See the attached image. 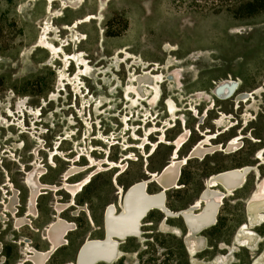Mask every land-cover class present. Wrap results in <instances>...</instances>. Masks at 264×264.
Returning <instances> with one entry per match:
<instances>
[{"label":"rangeland","instance_id":"374dc122","mask_svg":"<svg viewBox=\"0 0 264 264\" xmlns=\"http://www.w3.org/2000/svg\"><path fill=\"white\" fill-rule=\"evenodd\" d=\"M205 4V0H0V217L13 186L17 215L27 214L26 179L37 161L44 172L42 184L61 187L63 176L74 167L79 174L68 184H83L75 199L77 208L62 215L76 229L46 264H74L81 244L103 239V213L115 203L117 186L125 189L146 181L168 162L172 147L163 144L153 151L163 133L168 141L185 128L192 133L179 152L181 158L203 139L202 134L215 137L227 132L210 140L212 145H224L239 135L258 140L243 139L237 146L241 151L231 156L218 152L204 162L190 160L181 169V190L178 186L166 192L172 212L195 202L211 175L256 164L254 155L264 147V7L215 14L199 8ZM43 43L52 52L40 47ZM148 75L156 76L149 83L168 81L157 86L163 94L158 106V100L150 105L127 98L139 89L137 80ZM225 79L249 95L250 101L240 109L232 102L211 103L213 91ZM151 87L156 89L155 84ZM168 104L176 106L175 120L167 115ZM153 128L157 131L147 137L143 151L145 134ZM254 184L252 174L244 189L226 194L217 225L213 227L216 219L203 235L208 249L201 237L204 232L193 238L199 250H192V238L186 236L192 264H264V221L255 227L244 212ZM149 191L155 194L158 189L151 185ZM39 197L38 215L28 227L14 230L10 216L6 224L0 221V264H29L27 242L39 252L49 249L45 237L54 221V207L68 203L70 196L44 190ZM78 207L83 210L75 215ZM157 214L147 219L153 226L144 228L146 243L143 228L141 242H121V251L129 258L116 264H189L181 239L157 232L161 220ZM169 225L177 231L173 235H180L177 228L185 232L180 221ZM246 225L257 244L254 250L260 239L263 242L256 252L245 251L238 241ZM262 226L255 232L259 239L251 230ZM219 245L227 250H218Z\"/></svg>","mask_w":264,"mask_h":264},{"label":"bare ground","instance_id":"6f19581e","mask_svg":"<svg viewBox=\"0 0 264 264\" xmlns=\"http://www.w3.org/2000/svg\"><path fill=\"white\" fill-rule=\"evenodd\" d=\"M55 1L57 0H54V2ZM50 2L53 3V1ZM79 7L80 6H78V8ZM66 8L72 10L78 9L71 8L70 6ZM44 35L47 36L48 34ZM42 37L44 36L42 35ZM40 47L46 49L48 52H52V48L49 47L47 44L43 43ZM55 49L57 48L55 47ZM69 60L70 59L67 60L66 64ZM153 77L156 76L148 75L146 78L137 80L139 89L137 91L129 92L127 94V98L131 99L136 97L138 103L144 102L146 104L149 103L150 105H153L154 102L158 100V103L156 105L158 106L162 100L163 94L160 90L157 89V86L160 85L161 88L168 81H165V79L163 78V80L160 82L156 81L154 83L153 81H150L149 83L148 81ZM150 84L151 86L155 84L156 89H153ZM149 86L152 88L151 92H149ZM238 86L239 85H237L236 82H234L232 79L223 80V82L216 86V89L214 88L215 90L212 93L211 103L214 106H216V101L227 103L232 102L237 106L247 104L250 101V97L247 93H240ZM81 94L83 93L81 92ZM82 100L85 102L86 98L83 97ZM204 101L205 100H202V102ZM208 103L210 104V102ZM165 106L167 115L170 116L172 120H175L176 106L175 108H172L170 104ZM13 117H15V115H13ZM156 131L157 129L154 128L150 129L148 132L146 131L147 133L145 134V139L141 144V149H143V151L146 149L147 143L149 142V138L147 137L153 136ZM191 136L192 133L185 128L184 131L172 141H168L164 133L159 137L158 142L156 144H153V151H156L159 146L163 144L173 146V148L175 149L173 157L169 160V163L166 164L161 174L158 175L156 173H152V175L150 174L151 176L149 177V179L153 178L152 180L148 179L149 181L146 180L133 184L128 188L126 195L123 193V190L117 186L121 194V211L116 212V206L113 204L109 205L104 210L106 236L102 240L86 241L80 250L77 264H116L123 258H129V255L121 251V242H128L130 240H136L138 242H141L143 240L142 228L144 227V223L149 217V215L154 212L163 214L167 220L178 218L180 213L189 227V235L192 238V250H199L201 248L199 244L196 243L198 241L194 239L197 235H200L206 230H208L210 226H212L213 222L216 221V218L218 217L226 199V194H230L234 191L242 189L245 185L247 176L255 172L258 177V172L254 167H244L242 169H232L211 176L207 180V186L205 190L201 193V200L199 202L193 204L190 207L189 211H180L176 213L172 212L167 207V197L164 194V191L168 192L179 186V181L181 178V169L186 166L187 160H203L206 157L218 152H222L226 155L234 154L240 149L237 146L241 144L240 140H242V137L240 136L230 142L228 141L229 143L225 146L211 145L210 140H213L214 137L212 138L210 136H205L204 139H202L193 146L189 153L188 159H180L178 157L179 152L188 144L189 140L191 139ZM253 141L258 142V140ZM58 150L59 149H57L56 151ZM38 151H40V149ZM41 152L42 151H40V153ZM55 155L56 154L52 155V158H54ZM36 156L39 158L40 154L37 153ZM256 159L260 163V165L264 164V149L260 150L257 153ZM90 161V167L96 166L95 161L92 160L91 156ZM37 165L38 161L34 164L33 171L27 174L28 176L26 179V185L29 190V200H27L28 209H26L27 214L24 217H18L17 214L19 204H15L14 202L16 200L17 193L14 190L15 186H11L13 188L11 189L13 191V196L10 197L9 204H6V202L4 203L6 205L3 208L4 210H2L1 212L2 214L0 217V221H4L3 223L6 224L8 222V216L13 217V229L21 230L22 228L31 225L32 220L37 217L36 215H38V211L36 209V201L38 198H40L39 196L41 195L42 191L54 190L56 192H68L70 196L68 203L62 205L56 204L54 207V221L48 228L45 237L46 242L49 244V249L44 252H39L35 248L31 247L30 243L27 242V263L46 264L56 252L65 247L67 243V237L76 229V224L74 225L73 223L67 222V220L65 221L62 218V215L70 211L72 208H77L75 199L77 194L83 188V184H68V181L72 179L74 175L79 174L77 167H74L69 172H67L65 176H63L64 178L62 177L64 179V183H61V187L44 185L41 183L40 180L42 178V175L44 174L43 169L40 168V165L39 167H37ZM98 167L99 170H102L101 165H98ZM92 168L94 169L96 167ZM112 168H114V166ZM150 182H156L158 186L162 187L163 192L149 194L147 191V185ZM215 188H220V190H215ZM19 198L17 197V200H19ZM200 204H204V206H202L201 208ZM199 209L200 213L195 214V212ZM82 210V207H78V210L76 211L75 215L82 212ZM245 213L247 219L255 227L259 226L260 222L264 221V178L258 180L257 188L252 198H250L246 204ZM242 229L245 232H242L238 236V240L243 243L244 246L246 245L248 247V245H250L249 249L254 250V248L257 246V244L255 243L254 236L250 232H248L247 225L244 226ZM173 231L176 230L166 225L165 221L161 223V233L171 234ZM187 244L190 245V241H187ZM208 264L219 263L213 262Z\"/></svg>","mask_w":264,"mask_h":264},{"label":"flooded vegetation","instance_id":"af4514ba","mask_svg":"<svg viewBox=\"0 0 264 264\" xmlns=\"http://www.w3.org/2000/svg\"><path fill=\"white\" fill-rule=\"evenodd\" d=\"M237 85H238V84H237ZM239 87H240V86H238V89L240 90V93H242V92H241V87H240V88H239ZM234 93H235V92H234ZM232 104H233V103H232ZM235 106H236V105H235ZM240 108H241V106L238 107V108H236V109H240ZM233 128H234V126H233ZM233 128H231V129H233ZM225 129H226V128H225ZM229 131H230V130H229ZM229 131H228V132H229ZM222 132H224V133H222ZM222 132H219V133L217 134V136H215L214 138H213L212 136H210V137H212L213 140H214V139H217L218 137L222 136L223 134H226V133H227V132H225L224 130H223ZM179 135H180V134H179ZM240 136L242 137V140H243V139H246V140L253 141L252 136H251V137H247V136L239 135L238 137H240ZM202 137H203V139H204L205 136H203V134H202ZM238 137H233L232 139H230V141H232L233 139L238 138ZM173 140H174V139H173ZM242 140H240V142H242ZM211 141H212V140H211ZM230 141H229V142H230ZM229 142H228V143H229ZM228 143H226V144H228ZM210 144H211V142H210ZM226 144H224V145L218 144V145L225 146ZM164 145H165V144H164ZM211 145H212V144H211ZM166 146H167V145H166ZM168 147H172V151H171L170 158H169V160H170V159L172 158V157H171V156H172V152L175 151V149L173 148V146H168ZM192 148H193V147H191V148L189 149L187 156L184 157V158H187V159L189 158V153H190V151H191ZM263 148H264V147H262L261 149H263ZM261 149H260V150H261ZM260 150H259V151H260ZM239 151H241V149H239L236 153H238ZM259 151H257V152L255 153V155H254V160L256 161V164H255L254 166H251V167L256 168V171L259 172V175H258V177H257V175H256L255 172L252 173V174L254 175L255 184H254V189L252 190L253 192H252V194H250L249 199L252 198V196H253V194H254L256 188H257L258 180L261 179V178H264V176H261V175H260V169H261V168H264V166H263L264 164H263V165H260V163H259V162L257 161V159H256L257 153H258ZM236 153H235V154H236ZM222 154H224V153H222ZM224 155H226V154H224ZM231 155H234V154H231ZM231 155H226V156H231ZM211 156H212V155H211ZM178 157H179L180 159H183V158H181L179 155H178ZM209 157H210V156H209ZM206 159H207V158H206ZM206 159H205V160H206ZM169 160H168L167 163H169ZM205 160H198V161L204 162ZM191 161H193V160H191ZM191 161L188 159V160H187V164H188L189 162H191ZM167 163H166V164H167ZM166 164H165V165H166ZM187 164H186V165H187ZM165 165H164V166H165ZM164 166H163V167H164ZM163 167L160 169V171H158V172H153V173H156V174H158V175L161 174V173L163 172V170H164ZM245 167H246V166H245ZM242 168H243V167H242ZM233 169H239V168H233ZM182 170H183V169H182ZM229 170H231V169H229ZM225 171H227V170H225ZM222 172H223V171H222ZM148 173H149V172H147V174H148ZM219 173H220V172H219ZM150 174L152 175V173H150ZM150 174H148V178L146 179L147 181L153 179V178H152V179H149V177L151 176ZM216 174H217V173H216ZM252 174H250V175L247 176V177H248V180H249V177H250ZM214 175H215V174H214ZM211 176H212V175H211ZM211 176H210V177H211ZM148 179H149V180H148ZM208 179H209V178H208ZM208 179H207V180H208ZM207 180L205 181L204 188H206V186H207V185H206ZM248 180H247V178H246L245 185H244V187H243L242 189H244V188L247 186V184H248ZM246 183H247V184H246ZM155 184H156V182H154V183H152V182L148 183V191H149L150 186H151V185H154V186L158 189L159 192H163L162 187L158 186L157 184L155 185ZM205 185H206V186H205ZM129 187H130V186H129ZM129 187H127V188H125V189L121 187L122 190H123V193H124L125 195H126V192H127V190H128ZM115 188H116V187H115ZM204 188H203L202 191L205 190ZM125 190H126V191H125ZM177 190H181L180 182H179V188H178ZM177 190H174V191H177ZM240 190H241V189H240ZM116 191H117L116 201H115V203H114L113 205L118 206V210H120V209H121V206H120V202H121V201H120V200H121V194H120L118 188H116ZM158 191H157V192H158ZM174 191H172V192H174ZM202 191H201V192H202ZM157 192H156V193H157ZM201 192H200V193H201ZM234 192L237 193L236 191H234ZM238 192H239V190H238ZM149 193H151V192L149 191ZM170 193H171V192H170ZM235 193H234V194H235ZM119 194H120V195H119ZM151 194H154V193H151ZM164 194L166 195V192H165V191H164ZM168 194H169V193H168ZM168 194H167V199H168ZM234 194H233V195H234ZM233 195H232V196H233ZM199 196H200V200H201V194H199ZM199 196H198V197H199ZM119 197H120V198H119ZM229 197H230V196H229ZM195 203H196V202H195ZM192 204H194V202H193ZM192 204H190V205H189L187 208H185V209H182V210H179V211H173V212H180V211L186 210V209H188ZM246 204H247V203H246ZM246 204H245V207H246ZM167 205H168V200H167ZM200 206H201V208H202V206H204V204H200ZM245 207H244V212H245ZM168 208H169V206H168ZM169 209H170V208H169ZM189 210H190V209H189ZM189 210H188V211H189ZM199 210H200V209H199ZM199 210H198V211H199ZM196 212H197V211H196ZM157 213H158V212H157ZM157 213H153V214H151V215H154V214H157ZM151 215H150V216H151ZM157 215H160V214H157ZM104 216H105V213H103V221H102V226H103V238L106 236V232H105V231H106V230H105V217H104ZM150 216H149V217H150ZM160 216H161V220H160L161 222L159 221L158 224L156 225V229H157V232H158L159 234H162V233H160L161 231H160V232L158 231V228H159L158 225H159V223H160L159 226L161 227V223L164 222V221H165V223H167L168 225H169V222H170V221H175V222L180 221V223L182 224V226H183V228H184V231H185L184 233H183V229H182V228H177V227H175V228L179 229V231H180V235H173V234H163V235H172V236H175V237L181 239V241H182L181 243H182V245H183V247H184V249L186 250V253H187V255H188V262H189V264H192V263H191V255H190L189 251L186 249V247H185V245H184V244H185V238H186V236H189V237H191V236L189 235V227H188V225L186 224L184 218H182L183 216L179 213V217L176 218V219H172V220H167L163 214H161ZM149 217H148V218H149ZM148 218H147V219H148ZM163 218H165V219L162 220ZM147 219H146V221H145V223H144V227H143V235H144V239H145V241L143 242V244L147 242V239L145 238V234H146V233H145V231H144V228L153 226V224L147 222ZM216 219H217V218H216ZM103 222H104V225H103ZM217 223H218V219H217V222L215 223V225H214L213 227H215V226L217 225ZM167 224H166V225H167ZM169 226H171V225H169ZM263 226H264V224H263ZM263 226H262L261 228H258V229H253V230H251V232L255 234V232H256L257 230H259V229H262ZM172 227H174V226H172ZM172 227H171V228H172ZM213 227L209 228L207 231H209V230L212 229ZM207 231H205V232L201 235V237L205 238L203 235H204ZM240 232H244L243 229H242ZM255 235H256V234H255ZM256 236L260 239V237H259L258 235H256ZM205 240H206V238H205ZM235 241L238 242L239 240H238V241L235 240ZM130 242H135V243H137V242L134 241V240H133V241H130ZM239 242H240V241H239ZM128 243H129V242H128ZM128 243H127V244H128ZM206 243H207V249H208V242H207V240H206ZM240 243H241V242H240ZM262 244H263V242H262L261 239H260L259 246H258V248H257L256 250H254V251H251V250L249 249V246H250V245H248V247H247L246 245H245V246H244V245H243V246L241 245V248L245 249V251H248V252H256V251H258L260 245H262ZM125 245H126V244H125ZM123 246H124V245H123ZM123 246H122V248H123ZM235 246H236V245H235ZM137 250H143V248H138ZM218 250H227V248H225L223 245H219ZM263 250H264V249H263ZM206 251H207V250H206ZM206 251H205V252H206ZM205 252H204V253H205ZM204 253H203V254H204ZM201 255H202V254H201ZM198 256H199V255H198ZM198 256H197V257H198ZM197 257H196V259L199 260ZM125 259H127V258H125ZM215 260H216V259H215ZM199 261H200V260H199ZM211 261H213V260H211ZM228 263H229V262H228Z\"/></svg>","mask_w":264,"mask_h":264},{"label":"trees","instance_id":"16d2710c","mask_svg":"<svg viewBox=\"0 0 264 264\" xmlns=\"http://www.w3.org/2000/svg\"><path fill=\"white\" fill-rule=\"evenodd\" d=\"M207 4L203 7L211 10L215 14H219L224 10L226 13H236L241 7L242 8H252L253 7H264V0H217L216 3L210 2V0H205ZM235 11V12H234ZM249 15V13L247 14Z\"/></svg>","mask_w":264,"mask_h":264},{"label":"water","instance_id":"95a60500","mask_svg":"<svg viewBox=\"0 0 264 264\" xmlns=\"http://www.w3.org/2000/svg\"><path fill=\"white\" fill-rule=\"evenodd\" d=\"M173 154H174V151L172 152V156L171 157H173ZM152 179V178H151ZM126 191V190H125ZM253 192V191H252ZM252 192H251V194H252ZM120 198V197H119ZM200 201V196L196 199V201L195 202H199ZM195 202H194V204H195ZM165 218H163L162 220H164ZM46 231V230H45ZM82 244L80 245V247H79V249H78V252H77V254H76V257H75V260H74V264H77V262H78V257H79V254H80V250H81V248H82Z\"/></svg>","mask_w":264,"mask_h":264}]
</instances>
